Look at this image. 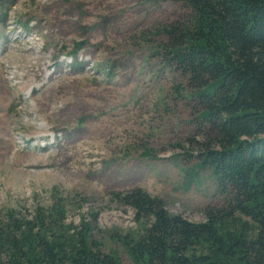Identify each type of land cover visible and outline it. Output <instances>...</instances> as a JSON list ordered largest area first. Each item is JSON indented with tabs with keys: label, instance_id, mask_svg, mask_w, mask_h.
<instances>
[{
	"label": "rangeland",
	"instance_id": "rangeland-1",
	"mask_svg": "<svg viewBox=\"0 0 264 264\" xmlns=\"http://www.w3.org/2000/svg\"><path fill=\"white\" fill-rule=\"evenodd\" d=\"M188 13L167 0H19L0 9V218L59 210L104 253L132 264L115 235L147 221L113 194L139 188L170 214L204 221L223 203L200 171L186 78L166 66L165 25ZM50 144V145H48Z\"/></svg>",
	"mask_w": 264,
	"mask_h": 264
},
{
	"label": "trees",
	"instance_id": "trees-1",
	"mask_svg": "<svg viewBox=\"0 0 264 264\" xmlns=\"http://www.w3.org/2000/svg\"><path fill=\"white\" fill-rule=\"evenodd\" d=\"M19 0H0L7 11ZM188 10L165 25L166 66L186 78L196 121L204 126L196 168L209 171L223 203L204 221L170 214L139 188L113 194L147 224L115 235L132 264H264V0H167ZM4 18H1L2 22ZM59 210L30 219L0 218V264H121L83 224L63 231Z\"/></svg>",
	"mask_w": 264,
	"mask_h": 264
}]
</instances>
